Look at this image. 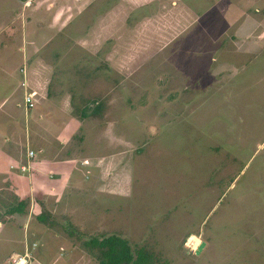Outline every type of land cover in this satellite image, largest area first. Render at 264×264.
Masks as SVG:
<instances>
[{"label":"rangeland","instance_id":"1","mask_svg":"<svg viewBox=\"0 0 264 264\" xmlns=\"http://www.w3.org/2000/svg\"><path fill=\"white\" fill-rule=\"evenodd\" d=\"M54 2L0 14V264H99L84 240L112 233L158 264H264V54L243 76L220 57L246 13Z\"/></svg>","mask_w":264,"mask_h":264},{"label":"crops","instance_id":"2","mask_svg":"<svg viewBox=\"0 0 264 264\" xmlns=\"http://www.w3.org/2000/svg\"><path fill=\"white\" fill-rule=\"evenodd\" d=\"M37 1L47 2V0H0V14L4 12L18 14L20 19L27 20L28 16L32 15V9ZM54 1L56 2V0ZM227 1L229 2L226 3L234 4L246 15L239 16L236 14L228 20L240 21L241 23L238 25L236 35H227V41L222 43L220 47V49L222 48V55L220 56L223 62L222 68L224 70L226 68H236V70H239V75L243 76L249 69L257 65V58L264 54V0ZM247 17H249L248 20ZM247 21H251L253 25L258 26V32L251 30L248 33H243L242 28ZM225 81H227V84L224 86L229 89V85L231 86L234 83V78L227 77Z\"/></svg>","mask_w":264,"mask_h":264},{"label":"trees","instance_id":"3","mask_svg":"<svg viewBox=\"0 0 264 264\" xmlns=\"http://www.w3.org/2000/svg\"><path fill=\"white\" fill-rule=\"evenodd\" d=\"M93 112H89L90 107L83 112V117L86 118L90 114H98L101 111L99 103H93ZM26 202L19 201L17 204H11L7 207V213H24ZM46 215H39V219L43 223H47ZM84 245L88 248L99 264H158L160 257L158 254L146 245L134 247L130 241L119 234H101L91 236L84 240Z\"/></svg>","mask_w":264,"mask_h":264},{"label":"built area","instance_id":"4","mask_svg":"<svg viewBox=\"0 0 264 264\" xmlns=\"http://www.w3.org/2000/svg\"><path fill=\"white\" fill-rule=\"evenodd\" d=\"M34 95H35L34 92L28 93L26 95V97L24 99V103H25V106H27V109H30V107L34 105ZM34 154H35L34 150L29 151V157H33ZM23 169H26V168L23 167ZM15 256H17V257H15ZM28 260H30V255L28 252L26 254H15L12 257V264H18L19 262L21 264H27Z\"/></svg>","mask_w":264,"mask_h":264},{"label":"water","instance_id":"5","mask_svg":"<svg viewBox=\"0 0 264 264\" xmlns=\"http://www.w3.org/2000/svg\"><path fill=\"white\" fill-rule=\"evenodd\" d=\"M205 244L204 243H202L200 246H199V248H198V250H197V252L196 253H200V251L203 249V246H204Z\"/></svg>","mask_w":264,"mask_h":264},{"label":"bare ground","instance_id":"6","mask_svg":"<svg viewBox=\"0 0 264 264\" xmlns=\"http://www.w3.org/2000/svg\"><path fill=\"white\" fill-rule=\"evenodd\" d=\"M15 257H17V256H15ZM18 264H21V263L19 262Z\"/></svg>","mask_w":264,"mask_h":264}]
</instances>
